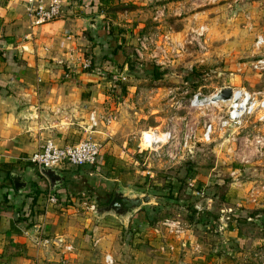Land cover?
Instances as JSON below:
<instances>
[{"label": "rangeland", "instance_id": "obj_1", "mask_svg": "<svg viewBox=\"0 0 264 264\" xmlns=\"http://www.w3.org/2000/svg\"><path fill=\"white\" fill-rule=\"evenodd\" d=\"M146 1L143 24L130 32L129 39L122 29L123 34L111 35L115 45L102 40L97 53L86 51L77 59L80 68L87 59L100 71L104 99L95 116L100 121L111 115L113 120L108 130L111 139L97 132L90 137L100 140L104 148L94 168L82 166L84 190L73 191V201L67 203L79 201L94 211L106 205L104 201L117 189L128 195H148L150 201L125 220L139 216L140 224L150 226L159 235H154L159 238L154 242L161 240L160 252L161 246L166 252V244L175 247L188 240V235L189 239L193 236L194 246L199 244L194 249L199 257L207 256L211 262L264 264V110L256 107L245 116L247 121L229 122L219 129L220 114L225 115L229 106L194 108L188 104L196 93L209 97L220 86L230 85L227 67L236 68L237 60L240 64L249 60L254 38L264 27L263 0ZM254 11L260 13L259 21ZM152 35L167 52L148 47L137 53V37ZM153 67H158L156 76ZM241 69L236 70L234 86H244L249 92L264 89L259 74L243 65ZM171 113L178 132L172 144L156 147L157 153L150 156L149 151H139V130L164 128ZM183 118L195 130L187 145L182 139L184 124L179 125ZM208 123L213 129L206 139L203 127ZM168 219L182 224L184 237L168 232ZM223 223L237 231L221 229Z\"/></svg>", "mask_w": 264, "mask_h": 264}, {"label": "crops", "instance_id": "obj_2", "mask_svg": "<svg viewBox=\"0 0 264 264\" xmlns=\"http://www.w3.org/2000/svg\"><path fill=\"white\" fill-rule=\"evenodd\" d=\"M146 5V0H64L57 19L30 27L26 0H0V264H217L199 257L191 235L175 247L169 242L172 252H160L161 240L154 242L159 238L139 216L122 221L97 215L79 201L68 204L73 191L84 190L82 166L55 169L63 180L52 190L29 161L42 139L70 144L95 132L111 134L98 118L90 132L89 116L104 99L102 77L80 68L77 59L86 51L97 53L102 40L115 45L111 35L122 29L129 39L142 26ZM254 13L259 21L260 13ZM10 174L20 176L24 186L16 190ZM49 192L58 195V204L48 203ZM223 227L237 231L231 224ZM38 238L47 241L37 244Z\"/></svg>", "mask_w": 264, "mask_h": 264}, {"label": "built area", "instance_id": "obj_3", "mask_svg": "<svg viewBox=\"0 0 264 264\" xmlns=\"http://www.w3.org/2000/svg\"><path fill=\"white\" fill-rule=\"evenodd\" d=\"M63 3L64 0H49L48 3H44L41 0H26L25 14L30 27L39 26L57 19L61 15ZM199 36L202 37V33H200ZM153 37L154 35H152V37H137L139 49H136V52L140 53L142 50L148 47H155L156 49H159V53L162 51V53L165 54L167 52V48H160L158 44L156 45V41ZM254 39L253 50L249 56L250 63L248 62V65L253 72L259 74V76L264 79V30L258 33ZM153 50L154 49H152V51ZM245 64L246 63L237 64L235 62L234 66H236V68H233L234 73H236V70L241 71L242 65L244 66ZM81 67L83 70H90L93 72L98 71L97 68L92 66L91 61L87 59L82 61ZM226 87L231 89L230 99L226 101H210V98L215 96L222 88ZM256 94H259L261 98H258ZM222 103H225V105L229 106V110H226L225 115H223V113L220 114V118L227 116V120L221 121L219 118V129L227 124L229 125V122L233 124H239L241 121H247L244 119L245 116L250 115L256 107H260L262 110H264V89L262 91L249 92L244 86H234L232 84L223 85L222 87L216 89V92L209 97L200 96L199 93H196L188 101L189 106L194 108L207 107L211 104L220 106L219 104ZM220 110H222V108H220ZM261 118H264V114ZM89 119L91 121L89 126L91 132L94 131V127L97 126V117L94 115V113H92L90 114ZM100 120L104 125L109 126L113 120V117L108 115L105 119ZM184 121L185 118H183L182 123H179V125L184 124V129H182V139L184 145H187V139L195 132V130L193 128H189L190 125ZM176 126L177 121H175V117L171 113L166 118V124L163 126L164 128L161 129V127H153L139 132L136 140L137 148L141 152L149 151L148 154L150 156L151 154L157 153L156 147H169L178 134V132H176ZM212 129L211 123L204 124L203 135L206 139H209ZM105 134L107 138L111 139L109 133ZM102 147L103 145L100 140H95L90 137L83 138L73 144H57L52 139H42L39 140L37 149L31 154L29 161L33 163L39 170L42 167L56 169L62 165L94 166L98 161ZM203 195L204 193L201 191L200 197ZM47 201L50 204H58L60 200L58 195L49 192L47 194ZM166 222H170L166 223V226L168 227V232L174 237L179 238L185 236V234L183 236V226L182 224H179L178 221L168 219ZM46 241V239L41 240V242ZM41 242L39 238L36 239L37 244H40ZM168 244L165 246L168 250L170 249L172 251L173 246ZM160 250L163 252L165 251V248L161 246ZM105 262H112L109 256L105 257Z\"/></svg>", "mask_w": 264, "mask_h": 264}, {"label": "water", "instance_id": "obj_4", "mask_svg": "<svg viewBox=\"0 0 264 264\" xmlns=\"http://www.w3.org/2000/svg\"><path fill=\"white\" fill-rule=\"evenodd\" d=\"M230 97L231 89L226 87L222 88L215 96L210 98V101H226ZM40 172L48 179L52 190L63 180L62 176L54 168L42 167L40 168ZM10 178L16 190L24 186V182L21 181L20 176L10 174ZM149 201L150 198L148 195H128L117 189L110 198V201L104 206L95 208L94 212L97 215L112 214L118 219L125 221L127 216H131L133 212L141 209Z\"/></svg>", "mask_w": 264, "mask_h": 264}, {"label": "flooded vegetation", "instance_id": "obj_5", "mask_svg": "<svg viewBox=\"0 0 264 264\" xmlns=\"http://www.w3.org/2000/svg\"><path fill=\"white\" fill-rule=\"evenodd\" d=\"M235 18H236V17H234V19H235ZM248 62L250 63L249 60H248L247 62H245L246 64L244 65V67L251 71V69H250V67H249V65H248ZM234 63H235V62H234ZM236 63L238 64L239 61L237 60ZM227 69H229V73H230V75H231L230 80L233 82V81H234V77H235V76L237 77L238 74L234 73L233 67H227ZM223 70H224V69H223ZM223 70H222V71H223ZM222 71H220L219 73H221ZM241 71H243V69H241ZM232 82H231V84L233 85ZM220 87H222V86H220ZM220 87H219V88H220Z\"/></svg>", "mask_w": 264, "mask_h": 264}, {"label": "trees", "instance_id": "obj_6", "mask_svg": "<svg viewBox=\"0 0 264 264\" xmlns=\"http://www.w3.org/2000/svg\"><path fill=\"white\" fill-rule=\"evenodd\" d=\"M157 68L158 67H153V70H152L155 76L158 75L157 74ZM112 195L113 194H111L110 197L104 201L105 204H107L110 201V198L112 197Z\"/></svg>", "mask_w": 264, "mask_h": 264}, {"label": "bare ground", "instance_id": "obj_7", "mask_svg": "<svg viewBox=\"0 0 264 264\" xmlns=\"http://www.w3.org/2000/svg\"><path fill=\"white\" fill-rule=\"evenodd\" d=\"M214 94V93H213Z\"/></svg>", "mask_w": 264, "mask_h": 264}]
</instances>
